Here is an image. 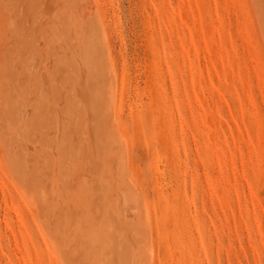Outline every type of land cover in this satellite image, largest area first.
Here are the masks:
<instances>
[{"label":"rangeland","instance_id":"rangeland-1","mask_svg":"<svg viewBox=\"0 0 264 264\" xmlns=\"http://www.w3.org/2000/svg\"><path fill=\"white\" fill-rule=\"evenodd\" d=\"M103 4L126 80L131 164L157 211L159 264H264V57L247 0ZM43 254L0 165V264H49Z\"/></svg>","mask_w":264,"mask_h":264},{"label":"bare ground","instance_id":"bare-ground-1","mask_svg":"<svg viewBox=\"0 0 264 264\" xmlns=\"http://www.w3.org/2000/svg\"><path fill=\"white\" fill-rule=\"evenodd\" d=\"M55 2L0 0V165L49 264H159L157 211L122 126L126 80L108 12L103 0ZM247 9L264 57V0Z\"/></svg>","mask_w":264,"mask_h":264}]
</instances>
